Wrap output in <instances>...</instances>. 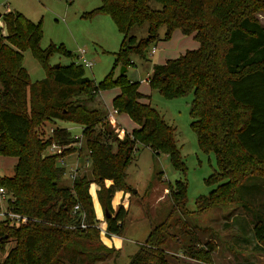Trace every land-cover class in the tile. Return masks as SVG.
Returning <instances> with one entry per match:
<instances>
[{"label": "trees", "instance_id": "16d2710c", "mask_svg": "<svg viewBox=\"0 0 264 264\" xmlns=\"http://www.w3.org/2000/svg\"><path fill=\"white\" fill-rule=\"evenodd\" d=\"M99 1V7L85 17L105 15L112 20L122 35L115 57L124 68L131 65V54L146 58L149 46L160 40L162 27L165 39L175 30L193 35L198 49L154 65L147 82L169 98L192 96L190 128L200 149L213 154L217 164L207 180L215 187L196 200L193 212L186 209V184L169 185L172 210L150 230L128 264H177L169 261L165 249L170 239L181 243L178 235L171 234L172 228L179 229V235H190L181 256L211 264L215 240L210 236L201 244L196 233L210 229L201 230L191 218L236 203V188L247 178L264 179V25L254 17L264 5L259 0H152L161 6L154 10L151 0ZM1 17L5 33L0 32V156L14 157L16 163L12 177H0V189L8 196L7 213L25 217L26 223L6 217L0 221V253L13 243L0 264H104L115 251L100 239L90 185L98 186V202L104 217L109 214L106 234L119 236L127 210L123 206L113 210L111 202L117 192L131 190L125 183L126 168L137 145L155 155L167 153L172 167L183 171L175 128L140 101L135 83L114 82L107 76L96 84L76 63L50 67L52 55L71 58V53L53 44L42 50L40 23L18 12ZM144 23L147 37L137 41L130 30ZM26 51L46 70V78L30 82L23 67ZM112 87L119 89L113 111L128 114L138 126L123 140L109 124L99 98L101 91ZM56 121L80 126V137L65 128H53L44 136V124ZM74 144L80 145L78 158L82 150L86 152L84 162L93 178L76 175L63 183L65 168L58 161L75 151L68 148ZM51 145L61 151L48 153ZM250 194L257 198V192ZM75 206L79 210L74 211ZM82 217L85 229L80 228ZM249 227L255 248L263 249L264 213L249 221Z\"/></svg>", "mask_w": 264, "mask_h": 264}, {"label": "rangeland", "instance_id": "374dc122", "mask_svg": "<svg viewBox=\"0 0 264 264\" xmlns=\"http://www.w3.org/2000/svg\"><path fill=\"white\" fill-rule=\"evenodd\" d=\"M259 1L264 5V0ZM99 5V0H0V32L5 33L1 16L10 11L22 14L34 24L40 23L42 30L40 48L45 50L53 44L62 46L72 55L68 58L54 54L49 58L48 66L81 64L85 76L96 84L107 76L114 82L123 79L135 83L137 92L141 96L140 101L149 104L167 124L175 128V144L180 152L183 171L172 167L167 153L155 155L150 149L141 145H137L130 165L126 168L125 183L131 190L125 193L126 198L122 206L127 210V215L119 237L107 238L106 244L115 252L104 264H128L130 258L145 242L150 230L163 222L172 210L173 204L166 190L169 185H173L176 181L186 184V209L193 212L196 210V200L208 196L214 189L215 186L209 185L207 180L217 170V164L213 154H207L200 149L196 135L190 128L189 111L192 96L169 98L157 89L151 88L147 82L154 65H164L168 60H175L187 51L198 49L199 44L193 35H183L179 30H175L170 38L165 39V29L160 28L158 31L160 40L149 46L145 59L136 54L128 56L131 65L126 68L121 78L122 66L117 63L115 56L120 48L122 35L108 16L85 17ZM149 6L154 10L161 8L160 4L152 0L149 1ZM254 17L264 25V7L257 9ZM129 35L134 36L137 41L147 37V24L133 26ZM81 51L86 62L91 63L90 68L82 64L78 58ZM23 67L29 74L31 83L47 76L46 70L34 59L30 51L23 53ZM118 94L119 89L112 87L101 91L99 98L103 109L108 112L109 124L117 132L118 139L123 140L125 133L131 134L138 126L126 113L113 115L117 127L111 123L109 113L113 111V99ZM53 128H65L74 137H80L82 130L76 124L56 121L54 124H44L42 128L44 136H48ZM79 146L70 145L68 148L75 151L58 161V165L65 168L63 183L71 182L68 171L74 167ZM47 152L50 153L49 148ZM84 155L86 152L82 150L77 175H86L88 179H92L91 169L89 163L85 164ZM14 164V157L0 156V177H12ZM159 174H162L161 179L158 177ZM97 187L91 184L89 193L95 208L100 209L96 195ZM256 192L258 195L255 199L250 193ZM235 197L237 202L230 206L212 208L201 215L190 217L196 221L195 225L201 230L210 229L209 233L197 232L196 236L201 244L210 236L214 238L216 253L212 256L211 264H264V248L260 250L255 248V239L249 227V221H257L258 215L264 213V179L247 178L236 188ZM7 198L5 194L0 195V213H3L0 221L5 219L8 212ZM179 215V212L176 213L173 219ZM235 216L239 218H234L236 220L233 221L231 218ZM6 218L19 223V216L15 215L12 218L9 215ZM24 223L26 221L22 224ZM99 229L101 233L106 232L104 220L99 222ZM170 232L178 235L181 243L174 239L168 241L165 249L169 261L177 264H201L181 256H172L175 253L179 254L182 247L188 244L190 235H179L180 230L177 228H172ZM11 247L13 243L9 242L4 252L0 253V262Z\"/></svg>", "mask_w": 264, "mask_h": 264}, {"label": "crops", "instance_id": "0c3cea01", "mask_svg": "<svg viewBox=\"0 0 264 264\" xmlns=\"http://www.w3.org/2000/svg\"><path fill=\"white\" fill-rule=\"evenodd\" d=\"M84 54V53H83ZM83 54H81L80 55V52H79V56H78V58L80 59V56H82L83 57ZM78 59V61H80ZM109 115H111L112 116V118H113V122H114V126L115 127H117L116 125V121H115V118H114V116L113 115H116V113H114V111H112V113H109ZM123 132V131H122ZM66 158V157H65ZM86 161V160H85ZM80 161H79V158H78V156H77V159L74 161V167H72V168H70V170L68 171V178L70 179V176L73 174V172H75V174L77 175V170H78V168H79V165H80V163H79ZM15 163H16V159H15ZM84 164V163H83ZM86 165H87V162L85 163ZM15 165V164H14ZM14 167V166H13ZM75 168V170H73ZM73 170V171H72ZM71 180V179H70ZM92 184H94V183H92ZM96 185V184H95ZM98 190V187L96 188V191ZM95 191V192H96ZM1 195V194H0ZM126 198V194L125 193H123V192H117L115 195H114V197H113V199H112V202H111V206H112V208L114 209V210H116V208L117 207H119V206H122V202H123V200ZM92 203H93V200H92ZM99 203V202H98ZM100 205V204H99ZM93 208H94V213H95V217H96V220L98 221V222H101V220H104L105 221V217H104V212H103V210H102V208H101V206H100V209H96L95 208V206H94V203H93ZM234 218H239L238 216H235V217H232L231 219L233 220V221H235L236 219H234ZM1 221H3V219L1 220ZM98 225H99V223H98ZM105 227H106V223H105ZM108 237H112V238H115V237H119V236H117V235H108V234H106V232L105 231H102V233L100 232V239H101V241H102V243L107 247V248H111V247H109L107 244H106V241H107V238ZM257 246V245H256ZM217 249H218V247H217ZM260 252H262V251H260ZM216 252H214L213 254H215ZM213 254H212V256H213ZM173 256H181L180 254H177V253H175V255H173ZM182 258H184V259H186L185 257H183V256H181ZM187 260H189V261H191V262H195V263H198V262H196V261H193V260H191V259H188L187 258Z\"/></svg>", "mask_w": 264, "mask_h": 264}, {"label": "built area", "instance_id": "2783aa9c", "mask_svg": "<svg viewBox=\"0 0 264 264\" xmlns=\"http://www.w3.org/2000/svg\"><path fill=\"white\" fill-rule=\"evenodd\" d=\"M81 54H83V52L81 51L80 52V55ZM80 60H81V62H82V64H84V65H86L87 67H91V63L89 62H86V60L82 57V56H80ZM115 113V112H114ZM109 117H110V120H111V123L112 124H114V122H113V118H112V116L111 115H109ZM49 151H50V153L51 154H57V153H59L60 151H61V149L59 148V147H57L56 145H51L50 146V148H49ZM73 171V170H72ZM75 177V172H73V174L70 176V179L71 180H73V178ZM0 194L1 195H3L4 194V191L2 190V189H0ZM76 210H79V207L78 206H75L74 207V211H76ZM10 215V217H15V214H11V213H7L6 215H5V217H7V216H9ZM0 216L2 217L3 216V213H0ZM16 216H19V215H16ZM83 220H84V217H82V221H81V224H80V228L81 229H85L86 227H87V225H85L84 223H83ZM19 222L21 221V223H23V222H25L26 221V219L24 218V217H20L19 216V220H18ZM99 227V226H98ZM100 230V229H99Z\"/></svg>", "mask_w": 264, "mask_h": 264}, {"label": "water", "instance_id": "95a60500", "mask_svg": "<svg viewBox=\"0 0 264 264\" xmlns=\"http://www.w3.org/2000/svg\"><path fill=\"white\" fill-rule=\"evenodd\" d=\"M56 67H58V65H56ZM126 72V68L122 67L120 69V75H123ZM109 214L107 212H105V218H108Z\"/></svg>", "mask_w": 264, "mask_h": 264}]
</instances>
